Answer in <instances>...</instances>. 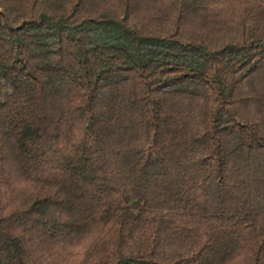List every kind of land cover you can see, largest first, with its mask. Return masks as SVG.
Returning a JSON list of instances; mask_svg holds the SVG:
<instances>
[{"label":"trees","instance_id":"16d2710c","mask_svg":"<svg viewBox=\"0 0 264 264\" xmlns=\"http://www.w3.org/2000/svg\"><path fill=\"white\" fill-rule=\"evenodd\" d=\"M0 264H264V0H0Z\"/></svg>","mask_w":264,"mask_h":264}]
</instances>
